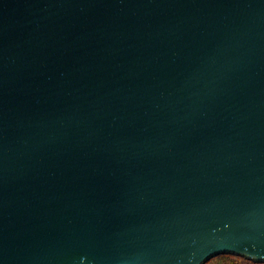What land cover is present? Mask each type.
Instances as JSON below:
<instances>
[{"label":"water","instance_id":"water-1","mask_svg":"<svg viewBox=\"0 0 264 264\" xmlns=\"http://www.w3.org/2000/svg\"><path fill=\"white\" fill-rule=\"evenodd\" d=\"M264 263V0H0V264Z\"/></svg>","mask_w":264,"mask_h":264},{"label":"trees","instance_id":"trees-1","mask_svg":"<svg viewBox=\"0 0 264 264\" xmlns=\"http://www.w3.org/2000/svg\"><path fill=\"white\" fill-rule=\"evenodd\" d=\"M203 264H264V263L254 262L250 259L232 253H219L210 257Z\"/></svg>","mask_w":264,"mask_h":264}]
</instances>
